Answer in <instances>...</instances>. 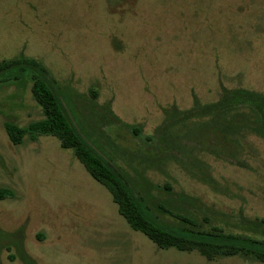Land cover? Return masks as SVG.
<instances>
[{"label":"rangeland","instance_id":"1","mask_svg":"<svg viewBox=\"0 0 264 264\" xmlns=\"http://www.w3.org/2000/svg\"><path fill=\"white\" fill-rule=\"evenodd\" d=\"M24 59L46 68L72 119L158 219L264 241L254 114L174 122L228 91L264 95V0H0V63ZM30 87L28 77L0 83V189L14 194L0 200V264H24L22 252L36 264H264L188 242L160 248L57 138L28 132L13 144L5 122L44 118ZM100 109L139 125L140 138L105 126ZM165 185L183 198L150 193Z\"/></svg>","mask_w":264,"mask_h":264},{"label":"trees","instance_id":"2","mask_svg":"<svg viewBox=\"0 0 264 264\" xmlns=\"http://www.w3.org/2000/svg\"><path fill=\"white\" fill-rule=\"evenodd\" d=\"M31 80V95L41 106L44 118L31 122L28 127H19L11 121L4 124L6 134L13 144H19L23 136L29 132L31 139L38 135H52L64 149H71L74 156L82 163L88 173L111 194L117 204L118 213L131 228L143 233L160 248L177 247L182 249L183 243H191L201 247L226 250L229 253L242 252L264 258V241L253 238L222 233L216 230L203 231L182 226H173L158 219L145 202V198L134 187L123 172L101 153L81 131L68 110L59 87L46 70L34 60H9L0 63V83L10 81ZM246 108L254 114L250 127L264 137V95L252 91L238 89L228 91L219 101L209 105H196L190 110L179 113L174 122L197 116L221 114L226 111ZM99 116L104 125L123 127L134 137L140 138V126L121 122L111 112L100 109ZM173 122V123H174ZM165 128V126H162ZM147 136L145 140H155ZM165 191L151 188L150 193L157 199L183 197L169 194L168 185ZM14 197L9 189H0V200ZM161 208H165L162 204ZM181 220L188 218L177 216ZM190 220V219H188ZM13 258V256H10ZM24 264H36L26 253L20 255Z\"/></svg>","mask_w":264,"mask_h":264}]
</instances>
